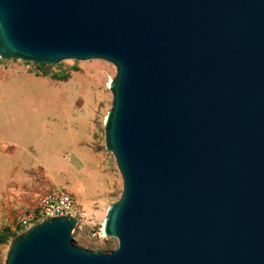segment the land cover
Segmentation results:
<instances>
[{
  "label": "water",
  "instance_id": "obj_1",
  "mask_svg": "<svg viewBox=\"0 0 264 264\" xmlns=\"http://www.w3.org/2000/svg\"><path fill=\"white\" fill-rule=\"evenodd\" d=\"M0 59L102 60L122 179L110 253L45 219L5 264H264V0H0Z\"/></svg>",
  "mask_w": 264,
  "mask_h": 264
},
{
  "label": "rangeland",
  "instance_id": "obj_2",
  "mask_svg": "<svg viewBox=\"0 0 264 264\" xmlns=\"http://www.w3.org/2000/svg\"><path fill=\"white\" fill-rule=\"evenodd\" d=\"M36 65L0 59V232L15 230L44 193L61 191L85 215L74 244L115 250L118 242L105 238L103 226L122 193L104 134L116 69L102 60H66L44 67L49 75L43 76ZM62 72L66 82L51 79ZM12 241L0 245V264Z\"/></svg>",
  "mask_w": 264,
  "mask_h": 264
},
{
  "label": "built area",
  "instance_id": "obj_3",
  "mask_svg": "<svg viewBox=\"0 0 264 264\" xmlns=\"http://www.w3.org/2000/svg\"><path fill=\"white\" fill-rule=\"evenodd\" d=\"M63 216L75 217L77 224L85 219L83 210L76 208L70 194L61 191H50L41 196L35 209L28 213L20 223L27 230L45 219Z\"/></svg>",
  "mask_w": 264,
  "mask_h": 264
},
{
  "label": "trees",
  "instance_id": "obj_4",
  "mask_svg": "<svg viewBox=\"0 0 264 264\" xmlns=\"http://www.w3.org/2000/svg\"><path fill=\"white\" fill-rule=\"evenodd\" d=\"M39 70L43 73V76H48V71L44 70V67L47 65L37 64L36 65ZM49 67V66H48ZM75 71H77L76 68H74ZM52 80H55L57 82H66L69 79V75L62 72V73H55L51 76ZM26 230L21 226V223L17 226L15 230H11V228L6 227L0 232V245L8 243L10 240H14L19 234L25 232ZM108 240V239H104ZM108 242V241H106ZM91 252H101V253H110L113 251V248H111L108 244L105 246H102L98 249H88Z\"/></svg>",
  "mask_w": 264,
  "mask_h": 264
},
{
  "label": "bare ground",
  "instance_id": "obj_5",
  "mask_svg": "<svg viewBox=\"0 0 264 264\" xmlns=\"http://www.w3.org/2000/svg\"><path fill=\"white\" fill-rule=\"evenodd\" d=\"M104 236H105V234H104Z\"/></svg>",
  "mask_w": 264,
  "mask_h": 264
},
{
  "label": "crops",
  "instance_id": "obj_6",
  "mask_svg": "<svg viewBox=\"0 0 264 264\" xmlns=\"http://www.w3.org/2000/svg\"><path fill=\"white\" fill-rule=\"evenodd\" d=\"M37 77V76H36Z\"/></svg>",
  "mask_w": 264,
  "mask_h": 264
}]
</instances>
